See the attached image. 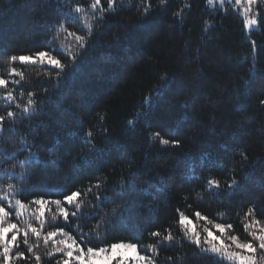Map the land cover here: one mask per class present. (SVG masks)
Instances as JSON below:
<instances>
[{"label":"trees","instance_id":"1","mask_svg":"<svg viewBox=\"0 0 264 264\" xmlns=\"http://www.w3.org/2000/svg\"><path fill=\"white\" fill-rule=\"evenodd\" d=\"M76 3L87 8L90 0H0V75H6L5 61L11 55L44 48L53 27L65 20L68 8ZM151 4L148 14L142 15L141 0H118V10L95 29L78 70L59 85L36 76V66L24 68L28 79L22 82L23 91L36 93L38 107L30 116L17 115L14 123L5 122L0 134V192L11 183L18 189L15 198L25 203L39 196L62 200L54 194L56 189H84L99 178L98 194L110 199L90 195L86 199L93 206L84 208L79 220L70 217L71 226H65L58 218L45 230L65 227L76 235L73 229L80 224L87 233L98 221L103 224L108 213V223L100 232L111 234L103 243L124 240L146 245L155 242L150 232L174 224L179 208L194 223L196 211L212 219L227 213L218 222L232 223L235 233L245 239L241 218L249 207L264 221V105L260 104L264 100V0L255 6L258 24L248 30L229 3L210 6L206 0H167L162 5L151 0ZM180 9L183 15H175ZM65 23L73 30L79 27V21ZM14 66L22 67L19 62ZM9 87H15L17 100L11 110L16 111L15 103L26 102L27 96H19V86ZM145 97H151L150 106L143 103ZM7 110L0 100V115ZM141 111L146 117L130 126L127 121ZM98 115L105 117L102 123ZM88 128L102 151L91 152L85 146ZM156 131L179 139L180 145L154 142L151 134ZM21 138L27 147L21 146ZM33 156L41 163L32 165L21 179L19 162ZM201 158L208 161L203 167ZM6 169L16 174L14 179ZM232 175L239 182L234 188L205 191L210 177L223 185ZM125 200L129 211L124 224L113 228V201ZM35 207L29 206L25 218ZM52 208L55 211V205ZM89 243L103 246L94 239ZM50 248L51 242L46 247L41 241L37 249L41 264H56L59 259V254L46 255ZM167 257L182 258L179 264H214L187 241L161 247L157 264H166ZM18 264H34V259Z\"/></svg>","mask_w":264,"mask_h":264},{"label":"snow or ice","instance_id":"2","mask_svg":"<svg viewBox=\"0 0 264 264\" xmlns=\"http://www.w3.org/2000/svg\"><path fill=\"white\" fill-rule=\"evenodd\" d=\"M166 2L167 0H160L162 5ZM257 2L258 0H234V6H240V11L244 16L243 24L246 28L252 29L258 24L257 14H253L251 7ZM206 3L211 6L214 0H206ZM219 3L223 5L225 0H219ZM229 3H233V0H229ZM104 4L107 6L105 7ZM141 4L143 5L141 14L147 15L152 7L151 0H141ZM117 5L118 0H103V3L102 0H90L87 8L81 3L72 4L65 13V20L70 23L79 21V27L76 30L70 29L65 20H61L53 27L54 34L44 48L29 55H11L7 58L5 61L6 75H0V90H2L0 100L5 102L8 110L4 115H0V134L4 131L6 121L14 123L17 115L30 116L37 110L36 93L23 91L22 82L28 79L24 68L36 66V76L47 77L59 85L67 76L78 70L83 53L88 48L95 29L109 14L118 10ZM175 15H183V9ZM252 43L255 47V42ZM17 62L22 67L14 66ZM166 80V75L161 77L162 83L156 90L157 95L161 94L160 89L163 88ZM10 84L20 87L19 96H27L26 102L15 103L16 111L11 110V105L17 100V95L14 94L15 87L10 88ZM143 103L150 106L151 97H145ZM260 104L264 105V100H261ZM146 115L147 113L143 111L137 112L136 118L127 123L134 126L141 117H146ZM98 119L102 123L105 117L98 115ZM11 130L10 124L9 131ZM98 131L107 132V129L100 128ZM151 136L154 142L158 140L161 145L179 146L181 143L179 139L166 138L159 131L153 132ZM96 139L93 129L88 128L84 133V144L91 152L102 151L94 142ZM21 146L27 147V142L23 138H21ZM2 158L3 154L0 153V167L3 166ZM207 162L205 158H201V167ZM39 163L41 161L38 156L20 161L21 179L29 173L32 165ZM213 166H215L214 162ZM189 170L194 173L195 165H189ZM5 173L10 179L15 178L16 174L11 169H6ZM238 183L235 175L225 180L223 185L220 179L210 177L206 181L205 191L213 192L222 186L232 189ZM101 185L102 181L97 178L94 184L90 183L84 189L77 188L71 191L66 188L56 189L54 194L61 195L62 200L39 196L25 203L15 198L18 191L17 186L7 184L5 190L0 192V264H18L19 261L31 262L33 259L34 264H41L42 256L37 251L41 241L46 247L51 242V248L46 252L47 256L55 258L59 254L56 264H98V262L102 264H157L161 247H171L173 243L182 244L183 241H187L200 256L209 258L214 264H264V221L257 218L254 207H249L241 218L243 233L246 234L245 239H241V235L235 233L232 223L218 222V220L227 218V213H217V218L212 219L196 211L194 213L196 222L194 223L193 219L179 208L176 209L177 218L174 224L163 230L157 228L150 232L149 237L154 238L155 242L146 245L124 240L103 243L111 234L107 230L103 234L100 232V228L108 223V213L103 218V224L98 221L97 226L87 233L83 231L80 224H76L73 229L76 235L65 231V227L45 230L49 225L58 223V218H62L65 226H71L70 217L79 220L84 215L83 209L93 206L92 201L86 199L90 195H95L96 200L110 199L107 196L102 198L98 194ZM19 194H23V189L19 190ZM120 194L123 195V190ZM198 198L203 197L200 195ZM113 204L110 213L115 221L113 224L115 228L116 224H124V215L129 211V202L125 200L116 204L113 201ZM30 205H35V210L28 214V218H25V212ZM52 205H55V211ZM69 208L73 210L70 211ZM13 216L17 219H13ZM197 224L201 226L197 227ZM124 226L127 227V225ZM174 228L177 229L179 235L174 232ZM57 237L61 238L57 239ZM93 239L103 243V246H90L89 242ZM136 239L140 238L136 237ZM21 245L24 246V250H20ZM181 259L178 257L174 261L173 257H167L166 264H179Z\"/></svg>","mask_w":264,"mask_h":264},{"label":"rangeland","instance_id":"3","mask_svg":"<svg viewBox=\"0 0 264 264\" xmlns=\"http://www.w3.org/2000/svg\"><path fill=\"white\" fill-rule=\"evenodd\" d=\"M260 0H258V2H259ZM215 3H217V4H220L219 3V0H214V3L213 4H215ZM225 3H229V0H225ZM231 6H233L235 9H237V11L240 13V15L243 17V19H244V16H243V14H242V12L240 11V6H234V0H233V3H229ZM257 4V3H256ZM256 4H253L251 7H252V12H253V14H255V6H256ZM255 27V26H254ZM246 28V27H245ZM249 28H246V30H248ZM218 234V233H217ZM98 264H102V262H98Z\"/></svg>","mask_w":264,"mask_h":264}]
</instances>
